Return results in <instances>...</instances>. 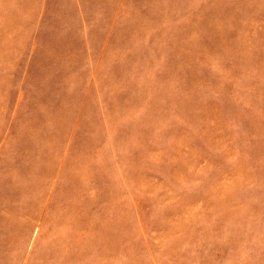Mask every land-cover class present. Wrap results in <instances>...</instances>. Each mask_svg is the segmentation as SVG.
<instances>
[{"label": "rangeland", "instance_id": "rangeland-1", "mask_svg": "<svg viewBox=\"0 0 264 264\" xmlns=\"http://www.w3.org/2000/svg\"><path fill=\"white\" fill-rule=\"evenodd\" d=\"M0 264H264V0H0Z\"/></svg>", "mask_w": 264, "mask_h": 264}]
</instances>
